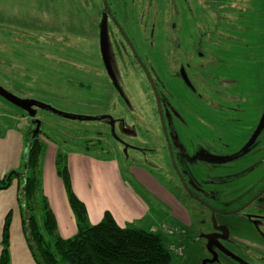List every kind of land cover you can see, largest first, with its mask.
<instances>
[{"label":"rangeland","instance_id":"374dc122","mask_svg":"<svg viewBox=\"0 0 264 264\" xmlns=\"http://www.w3.org/2000/svg\"><path fill=\"white\" fill-rule=\"evenodd\" d=\"M111 26L122 35L111 34ZM176 45L181 48L177 54ZM193 46L204 58L191 53ZM0 50V89L27 102L24 109L0 94V115L12 123L25 118L30 132L40 120L47 156L56 148L68 157L75 152L115 157L121 179L150 216L128 228L158 227L152 232L164 236L173 264H225L213 254L225 249L224 230L218 234L217 228L240 218L257 225L258 214L264 219V206L258 203L224 214L264 187V149L247 153L244 147L245 136L264 112V0H0ZM213 51L216 61L209 67L206 59ZM176 57L192 62L190 78L204 100L213 98L209 84L230 88L238 114L233 117L244 123L230 134L229 154L238 155L228 158L224 168L214 170L178 155L187 152L192 158L218 149L208 146L203 125L190 117L188 127L179 120V176L172 167L156 93H162ZM170 84L175 97L187 94L179 81ZM203 136L206 144L200 141ZM86 141L101 145L87 150ZM193 141L200 146L195 148ZM213 154L205 155L214 159ZM104 168L105 175L116 170ZM145 173L151 181L141 176ZM263 228L257 229L261 235ZM248 255L260 264L256 254Z\"/></svg>","mask_w":264,"mask_h":264},{"label":"crops","instance_id":"0c3cea01","mask_svg":"<svg viewBox=\"0 0 264 264\" xmlns=\"http://www.w3.org/2000/svg\"><path fill=\"white\" fill-rule=\"evenodd\" d=\"M17 46L18 43H16V48H13L14 55L17 54ZM2 51L0 50V52ZM0 117L4 118L3 122L0 123L1 181L9 172L22 169L26 156V135L30 128L24 122L25 118L23 117L15 120V123H12V119L5 114L0 115ZM56 156L57 149L55 148L54 152L52 151L49 156L46 154L44 157V190L56 215L60 236L64 239H71L77 235V225L62 182L56 173ZM77 161H80L79 165ZM68 164L75 192L86 205L90 222L93 225L101 222L106 212H110L122 228H128L129 224H135L150 217L147 208L138 201L131 189L121 179L123 176L121 167L115 157L108 161H102L88 154L75 152L68 157ZM104 167H113V170H116L111 173L109 170V173L105 175L106 168ZM96 169L99 171L95 172ZM100 173L101 175H99ZM87 174H90L91 178ZM113 175L116 176V180L111 183L109 178ZM141 176L145 180L151 181L148 180L150 177L148 174H141ZM18 180L16 179L9 189L0 192V243L5 219L11 212L10 264H36L28 245L23 228L22 213L18 206V194L21 188V183ZM226 215H231V212ZM173 216L176 217V214ZM256 217L259 220H256L257 225L252 224L250 226L245 218H240L229 223V225H220L223 227L222 229L217 228L218 234L223 230L225 234V249H220L219 253H213L217 261L222 257L225 264H256L248 255L254 253L257 255L256 261L264 264V235H261L257 230L260 226L263 228L264 219L261 214ZM130 228L133 227L130 226ZM156 228L158 227H152L151 232ZM235 249H242V251Z\"/></svg>","mask_w":264,"mask_h":264},{"label":"trees","instance_id":"16d2710c","mask_svg":"<svg viewBox=\"0 0 264 264\" xmlns=\"http://www.w3.org/2000/svg\"><path fill=\"white\" fill-rule=\"evenodd\" d=\"M153 88L156 93L157 89L154 85ZM156 96L158 99L159 92ZM36 104L39 105V103ZM41 136H43L42 128L35 138H33V131H29L23 165L25 167H22L23 170L20 171L9 172L0 181V192L9 189L16 179H19L21 183L18 206L22 213L28 245L36 264H62L63 262L70 264H173V253L167 247L161 233L137 228H122L110 212L105 213L101 222L92 225L86 205L75 192L68 156L59 151L55 161L56 173L62 182L77 225L75 237L71 239L61 237L56 215L44 192L43 164L47 144ZM97 145L100 147L101 144L92 142L90 145V142L86 141L85 146L87 150H90ZM96 158L102 161L111 159V157ZM11 225L10 212L3 227L0 264H10Z\"/></svg>","mask_w":264,"mask_h":264},{"label":"flooded vegetation","instance_id":"af4514ba","mask_svg":"<svg viewBox=\"0 0 264 264\" xmlns=\"http://www.w3.org/2000/svg\"><path fill=\"white\" fill-rule=\"evenodd\" d=\"M118 31L119 30H116L111 26V31H110L111 34L115 36L122 35V32L118 34ZM178 49L181 50L180 45H176V49H175L176 54L178 52ZM192 51L193 52L191 53L193 55L196 54V56H198L199 58H204V54H202L199 51V49L196 50L194 46L192 47ZM215 56H216L215 52L213 51V54L209 55V58L206 59L209 61L208 62L209 67H211L212 64H214V61H216ZM134 60L138 64H141L140 58L135 57ZM191 63L184 64L182 63L181 57L175 58L173 71H172L173 73L169 74L167 81H162V85H161L162 93L159 94V98H158L160 101V105H162L163 107V112H164V115H162V120H163L162 127L164 130L165 140L168 144L167 146L169 151V157L171 159V164L174 171L176 170L178 172V176L180 175V172L178 170V165L176 162L177 152H179L177 151V147L182 145V140L180 139V135H179V128L182 126L179 120L181 121L182 124L184 123L186 125L184 127H188L189 121L187 119L189 117L194 119V121H196L200 127L201 125H203L204 136L208 135L210 137L208 138L210 140L208 146L210 147L211 145H213L216 148L218 147V149L203 150L199 155H195L192 158H190L188 153L187 152L185 153L184 151L182 153H185L187 156L185 155L182 156L180 154L181 152H179L178 155L183 157V159H185L186 161H190L194 163L197 162V164H200L199 162H204L208 166H210L211 169L214 170L224 168L227 163L226 160L228 158H231L234 155H238V153L236 154L234 153L233 155L229 154L230 151H228V149L231 145L229 144L228 141L231 138L230 134L234 133L235 131H239L240 128L239 124L244 123L243 120L237 117H233L234 114L235 116L238 115L236 114L237 110L234 109V107L232 106L233 104L232 96L231 93L228 91L230 88L225 87L224 84L220 87V89L217 88L216 84L214 85L209 84L210 95L211 96L213 95V98H209L206 100L203 99V95L198 92V89L195 87L192 79L190 78L189 72L191 71V67H192ZM215 79H217V75ZM173 80L179 81L187 91V94L175 97L170 84V82ZM216 97L219 103L215 101ZM186 115L187 118L185 117ZM184 117L186 119H184ZM259 122L256 124L255 128L251 130L250 134L245 136L247 138L246 139L247 141L244 147L245 146L247 147V151H248L247 153L249 152L260 153L261 150L264 149V128L260 132L259 136L255 139L253 144L251 146H247L249 141L253 137L259 125ZM204 136L202 138L200 137V141L202 139L203 143L206 144L207 139ZM193 145L195 148L200 146V144L196 145L195 141H193ZM212 153H214L212 157H214L216 161H214V159L211 158V156L208 158L205 155ZM244 173L246 174L247 172ZM243 198L241 200H243ZM238 200L239 199H237V201ZM253 203H258L260 206L261 205L264 206V187L255 196H253L251 200H249V202H244L238 209L231 212V214L238 213L246 209ZM229 213L230 212H225L224 214H229Z\"/></svg>","mask_w":264,"mask_h":264},{"label":"water","instance_id":"95a60500","mask_svg":"<svg viewBox=\"0 0 264 264\" xmlns=\"http://www.w3.org/2000/svg\"><path fill=\"white\" fill-rule=\"evenodd\" d=\"M0 94L1 95H4L5 97H7V98H9V99H13V101H15L17 104H20V105H22L23 107H21V108H26L27 109V102H22V101H19V100H17V99H15L13 96H11V95H9V94H7L6 92H4V91H2L1 89H0ZM31 105H35V106H39V107H41V108H45V109H47V110H51L50 108H48L47 106H44V105H42L41 103H39V105L38 104H36V103H38V102H29ZM53 111V110H52ZM54 113H57V112H55V111H53ZM59 115H63V114H60V113H58ZM30 116L32 117L33 116V114L32 113H30ZM35 125H36V128H35V130L33 131V138H35L38 134H39V132L41 131V128H42V122L40 121V120H35L34 122H33ZM264 128V113H263V116H262V118H261V120H260V122H259V125H258V127H257V129H256V131H255V133H254V135H253V137L251 138V140L249 141V143H248V145L247 146H251L252 144H253V142L255 141V139L259 136V134H260V132L262 131V129ZM26 152H27V150H26Z\"/></svg>","mask_w":264,"mask_h":264},{"label":"built area","instance_id":"2783aa9c","mask_svg":"<svg viewBox=\"0 0 264 264\" xmlns=\"http://www.w3.org/2000/svg\"><path fill=\"white\" fill-rule=\"evenodd\" d=\"M165 231H166V233H168V234H172L173 233V230H171V229H168V228H165ZM175 231V233H177L178 232V230L176 229V230H174Z\"/></svg>","mask_w":264,"mask_h":264}]
</instances>
